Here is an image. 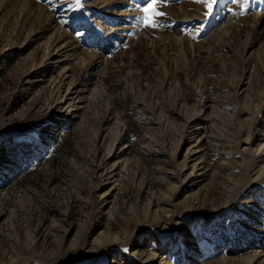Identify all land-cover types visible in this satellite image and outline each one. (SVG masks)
Segmentation results:
<instances>
[{
	"label": "rangeland",
	"instance_id": "obj_1",
	"mask_svg": "<svg viewBox=\"0 0 264 264\" xmlns=\"http://www.w3.org/2000/svg\"><path fill=\"white\" fill-rule=\"evenodd\" d=\"M144 7L0 0V264H264V0Z\"/></svg>",
	"mask_w": 264,
	"mask_h": 264
},
{
	"label": "snow or ice",
	"instance_id": "obj_2",
	"mask_svg": "<svg viewBox=\"0 0 264 264\" xmlns=\"http://www.w3.org/2000/svg\"><path fill=\"white\" fill-rule=\"evenodd\" d=\"M80 0H77V3L79 4ZM145 2L147 3V7L143 8L144 12H148L149 9H151L155 3V0H152L151 3H148L147 0H145ZM232 2H235V0H232ZM219 0H207V8L208 11H206L205 16L207 18H211V16L214 14V6L218 5ZM157 15H162L161 13H157ZM142 19V18H141ZM197 28L202 32L203 31V24H198Z\"/></svg>",
	"mask_w": 264,
	"mask_h": 264
},
{
	"label": "bare ground",
	"instance_id": "obj_3",
	"mask_svg": "<svg viewBox=\"0 0 264 264\" xmlns=\"http://www.w3.org/2000/svg\"><path fill=\"white\" fill-rule=\"evenodd\" d=\"M201 111H202V110H201ZM201 111H200V112H201ZM247 143H248V142H247ZM247 143H246V144H247Z\"/></svg>",
	"mask_w": 264,
	"mask_h": 264
}]
</instances>
